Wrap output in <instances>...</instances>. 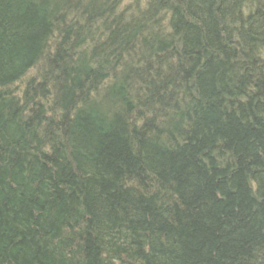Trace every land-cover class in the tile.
Listing matches in <instances>:
<instances>
[{
    "label": "trees",
    "instance_id": "trees-1",
    "mask_svg": "<svg viewBox=\"0 0 264 264\" xmlns=\"http://www.w3.org/2000/svg\"><path fill=\"white\" fill-rule=\"evenodd\" d=\"M0 264H264V0H0Z\"/></svg>",
    "mask_w": 264,
    "mask_h": 264
}]
</instances>
